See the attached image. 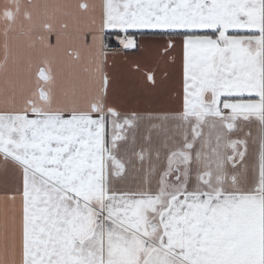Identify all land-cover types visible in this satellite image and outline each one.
Segmentation results:
<instances>
[{
	"label": "snow or ice",
	"instance_id": "obj_1",
	"mask_svg": "<svg viewBox=\"0 0 264 264\" xmlns=\"http://www.w3.org/2000/svg\"><path fill=\"white\" fill-rule=\"evenodd\" d=\"M29 7L3 12V264H264V0ZM108 35L152 46L132 70L175 76V111L109 103Z\"/></svg>",
	"mask_w": 264,
	"mask_h": 264
},
{
	"label": "crops",
	"instance_id": "obj_2",
	"mask_svg": "<svg viewBox=\"0 0 264 264\" xmlns=\"http://www.w3.org/2000/svg\"><path fill=\"white\" fill-rule=\"evenodd\" d=\"M11 0H0V60L3 59V31L5 27V20L3 19V12L5 6ZM102 0H19L23 12L25 9L32 11L29 5L44 4V3H58L72 5V11L75 12L82 21H86L91 15V6L96 5V12L99 13V5ZM89 5V11L82 12L78 5ZM112 36L115 43L118 39L115 35ZM107 37V36H106ZM137 41H147L149 38L141 36L139 33L134 37ZM53 42L55 38L53 37ZM90 42V38H89ZM110 53H119V55H110L105 66V71L109 77L108 97L109 103H114L117 107L125 111L135 110L138 112H153L163 113L175 111L179 105L175 97V91L178 90L176 77L173 76L166 84L155 90H145L140 84V74L132 70L133 62L141 64L149 61L153 56L152 46L144 43L139 50H122L109 51ZM20 200L16 197L11 199L6 193L5 188L0 185V241H2L3 223L6 211L19 212ZM0 264H3V249L0 243Z\"/></svg>",
	"mask_w": 264,
	"mask_h": 264
},
{
	"label": "built area",
	"instance_id": "obj_3",
	"mask_svg": "<svg viewBox=\"0 0 264 264\" xmlns=\"http://www.w3.org/2000/svg\"><path fill=\"white\" fill-rule=\"evenodd\" d=\"M108 51H122V46L118 43L108 44Z\"/></svg>",
	"mask_w": 264,
	"mask_h": 264
},
{
	"label": "trees",
	"instance_id": "obj_4",
	"mask_svg": "<svg viewBox=\"0 0 264 264\" xmlns=\"http://www.w3.org/2000/svg\"><path fill=\"white\" fill-rule=\"evenodd\" d=\"M105 39H106V42L108 43V44H114L115 43V41H114V39L112 38V36H107V37H105Z\"/></svg>",
	"mask_w": 264,
	"mask_h": 264
}]
</instances>
